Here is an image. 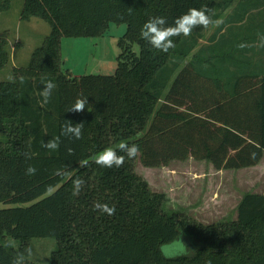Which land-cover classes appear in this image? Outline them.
<instances>
[{
    "label": "trees",
    "instance_id": "1",
    "mask_svg": "<svg viewBox=\"0 0 264 264\" xmlns=\"http://www.w3.org/2000/svg\"><path fill=\"white\" fill-rule=\"evenodd\" d=\"M233 1L24 0L21 20L41 19L51 32L27 68L0 82V203L13 206L0 209V264L20 257L34 264V239L57 242L48 264H264V193L245 194L236 220L204 226L168 213L165 195L136 172L138 161L160 168L192 157L238 171L264 159V32L253 34L249 7L225 17L208 40L215 25L173 37L167 53L140 35L149 19L173 25L190 8L206 7L220 21ZM11 2L0 0V13ZM111 23L128 26L115 75L66 72L62 40L100 38ZM7 38L0 35V71L11 59ZM47 81L56 87L43 103ZM81 96L86 109L67 112ZM65 120L83 122L81 139L61 136ZM54 137L58 150L42 146ZM120 142L138 145V155L118 151L125 155L120 168L94 162ZM29 165L35 175L26 174ZM77 177L85 183L73 195ZM96 203L114 206L115 214L94 210ZM185 236L196 243L191 253L166 256L163 247Z\"/></svg>",
    "mask_w": 264,
    "mask_h": 264
},
{
    "label": "rangeland",
    "instance_id": "2",
    "mask_svg": "<svg viewBox=\"0 0 264 264\" xmlns=\"http://www.w3.org/2000/svg\"><path fill=\"white\" fill-rule=\"evenodd\" d=\"M22 10L23 0H12L11 9L0 14V35L7 33L11 50L9 64L0 71V82L12 81L14 68H27L32 53L42 46L51 32L50 26L41 19L22 21ZM231 11L232 5L221 14L220 23ZM218 26L206 32L205 40L212 36ZM127 30L126 24L111 23L100 38H64L62 55L65 71L72 76L115 75L122 53L120 40ZM201 44L208 43L202 41ZM134 51H140L137 44ZM136 172L153 192L165 195L168 213L183 214L204 226L236 220L240 199L247 193L264 192V159L256 167L238 171L217 170L211 163L196 161L192 157L186 161H173L160 168H148L138 161ZM12 207L0 203V209ZM10 240L17 248L18 244ZM194 246V240L185 236L182 242L164 246L163 251L166 256L175 257L191 253ZM56 248L54 239H34L30 242L28 261L48 264Z\"/></svg>",
    "mask_w": 264,
    "mask_h": 264
},
{
    "label": "clouds",
    "instance_id": "3",
    "mask_svg": "<svg viewBox=\"0 0 264 264\" xmlns=\"http://www.w3.org/2000/svg\"><path fill=\"white\" fill-rule=\"evenodd\" d=\"M208 9L201 8H190L188 11L181 16L177 17L173 25H167V20L164 17L157 16L149 19L145 22L141 28V38L147 41L154 49L161 52L167 53L169 49L175 47L173 37H179L183 35L188 37L191 35L192 30L197 27L208 28L209 25H217L220 21H213L211 17L207 14ZM264 47V44L260 45ZM239 47H244V45H239ZM56 85L51 82H45L40 95L43 97V103H48L53 89ZM88 105V100L86 97H78L74 104L68 108L67 112L79 113L83 112ZM84 127L83 122L73 123L71 120H65L61 127V136L66 137L70 140H79L82 137V129ZM60 137H54L42 143V146L48 150L55 151L60 147ZM68 153L71 155L73 149L68 148ZM118 151L125 153L128 159H134L140 149L136 144H128L126 142H120L118 149L112 147L105 148L103 151L98 153L94 157V162L103 168H120L125 163V155H118ZM37 169L29 165L26 169L27 175H35ZM57 175L61 174L59 171ZM84 181L77 177L73 180V195H79ZM94 210H100L106 212L109 215L115 214V207H109L107 204L96 203L94 205ZM23 257H20L15 261V264H22Z\"/></svg>",
    "mask_w": 264,
    "mask_h": 264
},
{
    "label": "crops",
    "instance_id": "4",
    "mask_svg": "<svg viewBox=\"0 0 264 264\" xmlns=\"http://www.w3.org/2000/svg\"><path fill=\"white\" fill-rule=\"evenodd\" d=\"M11 5H12V2H11ZM23 6H24V0H23ZM244 7H249L250 15L251 17H253L252 19L253 34H257L258 32H264V0H234L232 4V11H231L232 13L230 14H232L234 17H237L239 12H241V9H244ZM8 11H5V12H8ZM244 32H245L244 30L240 31L241 34H243ZM263 193H260V194H263ZM242 198L240 199L239 203L241 202Z\"/></svg>",
    "mask_w": 264,
    "mask_h": 264
}]
</instances>
